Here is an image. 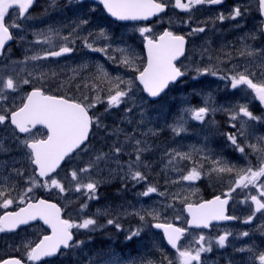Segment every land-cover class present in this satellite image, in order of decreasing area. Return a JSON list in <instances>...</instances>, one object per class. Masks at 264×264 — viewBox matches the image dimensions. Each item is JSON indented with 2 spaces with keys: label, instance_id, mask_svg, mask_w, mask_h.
<instances>
[{
  "label": "snow or ice",
  "instance_id": "obj_1",
  "mask_svg": "<svg viewBox=\"0 0 264 264\" xmlns=\"http://www.w3.org/2000/svg\"><path fill=\"white\" fill-rule=\"evenodd\" d=\"M71 2V0H70ZM83 0H76V3H82ZM99 4L103 5V8L112 17L117 20H147L149 17L156 16L158 13L164 12L168 7L165 0H98ZM223 0H174V7L190 12L197 5H217L221 4ZM36 3V0H0V55H3L5 45L7 42L14 39L12 31L10 29H21L22 25L17 23V20H28L31 18L29 10ZM12 10L16 19L11 23L6 22V17L11 19L9 13ZM258 10L260 14L264 16V0H258ZM248 9L241 10V6L234 7L229 15L226 17L221 13L217 19L224 21L225 19L236 20L238 17H243L247 14ZM87 19H81L79 25L73 29L69 36L60 37V33L57 30L49 29L52 35L45 36L42 43L48 44L50 49H46L43 55L36 54L26 59L34 61L47 59L48 57H61L65 54L72 53L75 49L70 47V44H75L76 39H80L84 47L90 49L92 52L103 53L108 56L109 60L115 61L116 58L109 54V46L94 47L95 39L105 38L107 39L106 30L101 28L98 33L89 31L88 36L81 37L78 35V29L81 25L88 24ZM205 31L204 27L193 28L188 36L202 33ZM139 32L143 35L151 32L148 27L139 29ZM261 34L264 35V28L261 29ZM54 36L60 37L63 43L60 44L58 50H51L55 47ZM88 37H94L92 42H89ZM248 39L255 40L257 37L254 33L248 34ZM23 39V37H21ZM147 41V62L141 68L136 64L134 55L127 54L126 49L118 48L116 51L122 53V58L119 63L131 71L137 73L134 78L128 80L123 79L121 76H110L107 70L102 64H96V77L97 81L106 82L109 85L108 94L106 97L107 107L105 111H109L112 108H119L121 104H127L131 102V107L126 109L127 112H131L133 107H136V101L134 100V83L136 80L143 85V91L147 92L151 97H158L161 93L168 88L170 83L176 82L179 78L183 77L186 72L181 70V67L177 66L176 61L185 55V45L187 43L185 35H177L172 31L165 30L156 39L151 36H145ZM242 40L245 38L242 37ZM41 42V41H38ZM207 52V49L203 50ZM264 51V50H262ZM240 56H247L254 58L259 55L258 50L253 49L251 46L245 44L244 48L238 53ZM231 58V53L227 54ZM211 59V56H209ZM87 64H82L78 69H72L73 76L68 80L62 81L59 85L60 88H67L71 85V81L75 79L76 75L80 71L87 69ZM236 66L233 65V72L228 76L221 77L222 79H229L231 82V88L237 89L243 86L244 89L250 90L254 94L255 98L264 104V58L259 65V77L257 73L252 71L249 67L245 66L243 71H236ZM198 74L210 73L211 75H217V71L212 68L196 69ZM31 75V73H29ZM57 73L52 71L48 73H41L39 79H53L57 77ZM23 84H29V79H23ZM123 85L124 87H121ZM4 87L13 91L17 90V83L11 77H9ZM79 89V85H76ZM85 87H88L85 84ZM92 91L96 94L94 97L89 98L86 93H82L80 98L69 97L67 95H52L48 94L43 87H35L30 93L24 97L26 102H23L18 108H4L3 114H0V125L6 122L10 125H14L15 129L19 133L31 134L32 129L37 125H44L47 129V135L44 139L35 138L34 135L31 138H25L20 143L29 149L26 153L31 163L38 167L39 176L46 177L50 173L56 172V169L60 167L61 162L69 157L75 150L80 149L82 152L87 151L89 144V135H95L92 132L93 126L96 129L106 128L99 115L93 113L90 115L91 109L95 108L97 104L105 103V100L101 97L100 92L103 91L98 84L92 85ZM132 94V95H130ZM6 95H0V101L7 100ZM223 111H231V120L236 121L240 114L246 117L247 120L241 123L240 129L236 133L227 134V139L231 142V145L241 154H245V147H249L254 151H257V146L247 144L242 146L238 143V136H245L246 125L248 120L250 121H264V117H258L253 115L248 110L247 105L237 104L234 109H220ZM189 114V118L196 121L204 122L210 112L217 111L212 107L211 97L206 101L205 106L199 108H189L185 110ZM127 118V117H126ZM186 121L181 116L177 123L172 126V131L179 135L181 132L186 131L184 124ZM232 127L235 128L236 124L233 123ZM123 132V129L116 128L112 133L108 135H116ZM149 132H152L149 129ZM155 135V132H152ZM146 135V134H145ZM16 139L19 140L17 136ZM264 142V137L259 138ZM134 143L133 152L135 154L134 160L127 162V171L123 172L124 179H130L133 182L140 183L147 181L148 177L145 172L141 171V168L147 169L150 165L142 159L145 152L149 151V147L146 141L135 139L134 136L125 133L124 143ZM83 146V147H82ZM193 151H202V149H193ZM260 164L257 168H253L251 164L247 168L237 169L235 165H229L227 162L221 159L211 160L209 156L205 155L204 160H210L213 167L212 172L216 173H235V179L233 181V187L230 188L229 193H226V197H230V193L235 191L236 188L247 189L250 186L259 188V196L251 195L247 199L251 200L254 204V213L250 215L244 222L248 223L254 218L255 212H261L264 214V148L259 150ZM124 154L123 144L117 146L113 144L109 152L99 151L93 155L86 166L79 170L73 169L70 173L72 181L75 182L74 190L80 192L81 190H87L85 195L88 200H98L97 195L99 190V182L89 180L87 183L80 181V173H91L95 170L97 173L104 171L101 168V164L107 167L109 162H114L120 171H123L124 166L120 163L119 157ZM131 156L132 153H127ZM172 157L169 160V164H172L176 157H180L181 160H191V153H180L173 151L169 153ZM113 158H115L113 160ZM193 167L186 175L180 177L183 181H195L201 177V169L204 165L202 162L197 163L193 161ZM115 169H110L112 174ZM17 175H22L20 170H16ZM34 187H51L58 189L63 193L67 191L64 185L56 178L50 177L44 184H38L35 179L32 180ZM177 183V181H172ZM33 188L29 187L23 193L24 197L28 196V193L32 192ZM158 188L154 185H148L146 190L140 195L148 196L151 193H157ZM160 195H166L165 192H159ZM0 197L3 198L0 207L7 209L14 203V198L7 192L0 191ZM179 194H174L173 199H179ZM30 199V197H29ZM186 199V198H185ZM183 202V201H181ZM21 203L24 200L21 199ZM228 204V198L221 199L220 196L214 197L212 200L204 201L199 204L188 203L186 205L187 211L191 216L189 224L195 227L208 228L212 221L232 220L236 219L233 216L226 215V205ZM171 206V205H169ZM88 205L85 203L81 205V210L86 209ZM141 212H135L134 214L139 216L140 220H145V215L151 216L154 220L159 219V212L155 209L148 211L142 210ZM98 215H109L107 209H97ZM43 220L44 224L48 225L51 229V235H45L34 246L31 243L25 244L26 256L29 261L39 262L45 257H53L58 253H62V249L76 248L85 244L83 240H76L74 238L73 229H85L89 232H94L102 225L98 224V216H86L79 222H74L71 219H65L62 217V209L56 204L51 203L44 199H39L35 203H27L26 207H21L19 211L6 212L3 216H0V232L13 231L20 225H26L30 221ZM179 219V217H177ZM108 225H113L117 230L121 229L119 223V217H113L107 219ZM154 227L157 229H163L164 236L169 245L176 250L178 264H202L201 254L210 252L211 241H206L203 235L198 237L197 243L201 244L200 247L193 249L191 245L181 246L180 240L185 236L187 229L176 227L171 223H156ZM141 229L137 228L135 231H131L127 236V240H131L135 236H139ZM229 232H225L224 235L219 236L216 243L220 247H224ZM243 236H248V232L242 233ZM207 244V246H204ZM245 251V249H240ZM252 251V249H248ZM257 259L260 264H264V252L259 253ZM167 264H172V261L165 255L163 257ZM0 264H25L22 258L12 257L5 260H0ZM89 264H124L120 259L110 256L108 259H103V254H100V259H90ZM131 264V262H130ZM147 264H153L152 261H148ZM163 264V261L161 262Z\"/></svg>",
  "mask_w": 264,
  "mask_h": 264
},
{
  "label": "rangeland",
  "instance_id": "obj_2",
  "mask_svg": "<svg viewBox=\"0 0 264 264\" xmlns=\"http://www.w3.org/2000/svg\"><path fill=\"white\" fill-rule=\"evenodd\" d=\"M56 1L63 2L67 0ZM251 5L248 8H250ZM70 9L71 11L69 12L77 11L74 7H71ZM59 14L64 17L66 11L60 10ZM75 15L76 16L74 17V19L61 18L58 21L53 20L51 24L54 26H51L49 21L46 20H34V22H29L28 26L30 28L33 27L32 32L35 34V39H37V41L44 40L45 36L52 35V33L49 32V29L59 31L60 37L69 36V34L72 33L73 29L76 28L77 25H79L80 20L85 19L83 14L78 16V14L76 13ZM214 27L216 26L214 25ZM101 28L106 30L107 39L109 40L110 35L114 31V29L110 24H105L102 22L89 21L87 25H81L78 29V35L81 37L88 36L89 31L95 34L98 33L99 29ZM118 32H122V30L119 29ZM216 35L217 33L214 28H208V33L204 35V37L207 43H211L210 40H212ZM60 37L54 36V38L59 39ZM243 37L245 38L244 40L241 39L242 37H239L238 40L234 42V44L231 43L228 39L225 42L224 40H221V38L214 40L211 45L212 47L215 46V49H218L215 53L211 54V61H209L207 58V56L209 55L207 54L208 49L207 52L203 51L204 48L207 47L205 46L199 52L203 56L199 57L201 61L196 64L197 68L205 69L210 66L213 67V64L216 60H219L220 58H229V56L227 55L228 53H231V55L235 54L236 58H238V60L235 59V61L245 59L247 58V56H240L238 54L239 51L244 48L245 44L251 46L253 49L258 50L259 54L264 53V51H262L264 50V43L258 41L259 39H261L260 37H258V35H256L257 38L255 40H249L247 38L248 34L246 37ZM88 39L89 42H92L94 37H88ZM107 39L103 37L95 39L94 47L109 46V48H112L111 43L109 45H105L106 43H104V41ZM60 41L62 40L60 39ZM28 44L30 46L29 48H27L28 54H30L31 52L35 55L44 54L45 50L43 49V46L32 44L31 42H29ZM207 45L209 46V44ZM59 46L60 45L55 46L54 50H58ZM69 46L73 48L76 47L77 49L79 48V54H75L73 53V51L72 53L65 54L61 57H48L47 59L40 60L38 63H36L37 61H35L32 65H30V67H14L15 69L11 70V72H13L11 78H20L26 76L27 78H31L32 84L34 83L35 85L42 86L48 85L47 87H43L47 90H52L49 88H57L58 90H60L62 89L59 87L60 83L62 81L68 80L69 77L73 76L72 69H78L80 65L87 64V69L80 71L79 74L76 75L75 79L71 81V85L63 89L71 88L72 91H74L73 89L75 88L76 98H80L82 93H86L89 98H92L96 94L94 91H92L93 84H98L99 87L103 89V91L100 92L101 96H104L105 92L108 93L109 88V85L106 82L95 80L94 75L97 74L95 68L96 64H102L110 74V76L113 77L119 75L123 79L128 80L130 78H134L137 75V73L131 71L130 69L124 67L119 63L123 54L116 51V49L122 48L127 50V48L121 44H116L115 47H113V49L115 50L114 54L111 52L110 48L109 54L116 58L115 61L109 60L108 56L103 53L92 52L90 49L84 47L80 39H76L75 44H70ZM127 54L130 56L134 55L129 53L128 50ZM257 56L253 58V62L251 64L249 62H246L245 64H235V70L243 71L244 67L248 64L247 67L251 65L249 68L252 71H255L256 73L259 72V65L262 62V58L264 57H260V55L259 57ZM134 57L136 59L137 66L142 68L143 62L141 61L140 56L134 55ZM114 65H116V67ZM52 71H55L58 74L57 77L45 80L39 79L41 73H48L50 75ZM29 73H31V75H29ZM228 75L230 74L226 71L220 72L218 73V77L215 76L214 79L209 80L205 78V74L203 73L199 75L200 81H197L189 86L187 93L181 91L180 96L174 94L170 99L164 100L161 103H151L149 99H147L143 95L142 90L135 81L133 88V98L136 101V107H133L131 112H127L126 108L125 110H120L121 116L115 117L114 119L120 124V127H124L120 128L123 129V132L120 133L124 136L121 138L125 139V133H127L134 136L135 139L146 141L147 145L150 146L149 151L145 152L142 156V159L146 161L150 165V167L147 169L141 168L140 170L146 173L148 177L147 181H150L152 185L156 186L158 188V192L156 194L151 193L148 196L141 195L139 197H137L138 195H136L134 190L131 191L132 195L114 194L115 200L110 204L109 215H98L97 211H93L92 214L89 215L94 214L102 217V222H104V224H107V219L109 218L119 217V223L121 224L122 230H127L129 227H134V223H137L139 221L140 223L145 225L144 228L147 230L148 235L151 236L150 240L154 242L153 244L157 248H159L168 257V259L169 257L173 258L172 254L168 253L164 243L156 237V233H154V231L152 230V226H150V223L156 220H154L151 216L145 215V220L142 221L140 220L139 216L135 215L134 213L139 211L143 215L144 212L142 210L151 211L155 209L159 212V219L157 221L169 222V218L166 217V209L173 208L174 212H180L181 217L184 218V205L188 202L195 203V201L198 200L199 196L201 194H204L202 188L199 189L200 179L195 181H183L180 179V177L182 175H186L194 165H192L190 169H188L186 165V168L184 169L183 167L180 168L182 164L178 163V165L180 166L178 167L177 162L182 161L184 162L183 164H185L186 161L181 160L180 157H176L173 163L169 164V160L172 159L169 153H172L173 151L180 153H191L192 159L188 160L191 164H193V161H195L197 163L202 162L204 165L203 169H201V175L205 171H208V173L212 172L211 168L213 167V165L211 164L210 160L203 159L205 155L209 156L211 160L221 159L228 164L229 162L225 159V156L229 159H233L235 157V149L230 143L224 140V134H219L215 122L210 123L209 125L208 120L206 119L204 122L196 121L189 118V114L185 111L189 108H199L205 106L206 101H208L209 97H211L212 107L214 108H217L216 106L219 102H223L222 107L224 109L230 110L234 109L237 104H244L249 107V104L251 103H257L259 105V108H264V104L256 99L254 94L251 93L250 90L244 89L243 86L241 88L232 89L231 84L229 85L226 79L221 78ZM258 76L259 73H257V77ZM85 84H87L88 87H85ZM76 85H79L78 90L76 89ZM121 87L124 86L121 85ZM225 90L227 94L224 96ZM230 90H236V92L232 93L230 92ZM24 96L25 94L19 92L14 101L1 103L0 110L3 111L4 108H18L22 104ZM218 98H220L219 102ZM131 106V102H129L127 108ZM215 112H218V108ZM228 112L231 113V111ZM262 114L263 115L259 117H264V113ZM181 116H183L184 120L186 121L184 127L187 131L181 132L180 135H178L179 139H175V133L172 131V126L177 123L178 119ZM237 119L240 122V126L242 122L247 120V118L243 117L242 114H240ZM189 121H192L196 124H192L193 130L187 128ZM248 122L246 125V137L239 138L237 140L241 145H243L246 140L247 144L256 145L257 151H254L253 149L252 150L255 152L256 158L259 160L258 150L260 148H264V142L259 140V138L264 137V121H250L249 124ZM5 124H3L2 126H6ZM251 125H254V127L249 128L248 126L251 127ZM237 128L238 127L236 126L234 129ZM149 129H151L152 132H155V135H153L152 132H149ZM8 132L12 131L8 129ZM32 135H34L35 138L38 139H44L46 137L45 131L37 130L34 133L28 135L26 138H31ZM116 138L119 140L120 136L117 135ZM124 139V154L127 155V153H132L133 155L134 143H124ZM216 139H221L219 140V145H216ZM3 141L5 142V138L3 139ZM17 148L18 151H16L15 155L9 156V158H0V191L7 192L11 195L12 198H14V203L7 209H10L16 204L21 203V198L23 196V193L25 192L26 187H34L32 180L30 184H28L25 182V177H22V175H17L16 172L17 169L20 170V172L24 170L26 171L27 163L30 162L31 164L30 159L26 155V153H28L30 150L24 147L21 143L17 144ZM194 148L202 149V151H193ZM14 151L15 149L13 148L11 152ZM0 155L5 156L7 154L5 151L1 150ZM132 155L130 157H132ZM114 159L115 158H113V160ZM119 159L120 163L124 166L123 171H120V169L117 168V165L114 162H109L107 164V167H105L104 164L101 165V168L104 169V171L102 172H96L93 174L91 172L85 175H82V173H80V181L82 183H87L89 180L98 178L99 182L106 186L109 183L114 184L111 182H115V184L127 182L130 179L123 178V172L127 171V164L123 163L121 157H119ZM231 165H235L237 169H240L247 168L249 166V163L244 157L238 156L231 162ZM9 167L11 169L8 172H4L8 170ZM80 168L82 167H79L78 170ZM110 169H115L116 171L110 174ZM218 174L222 175L224 173ZM57 179H60L62 181L63 175H60ZM172 181H177V183H172ZM67 183L70 188L74 190L75 182L72 181L71 176L68 178ZM225 185L232 186L233 181L228 182ZM147 187L148 184H144L143 191H141V193L144 192ZM159 192H165L166 195L162 196L159 194ZM177 193L179 194L180 198L174 200L173 196ZM111 194L112 190H109L105 199L96 201L95 204L97 205V207H101L104 201L109 202L111 200ZM156 195L158 197H155ZM2 200L3 198L0 197V203H2ZM101 209L103 210L104 208ZM240 213L243 221H245L250 214L249 211L243 212L242 210L240 211ZM176 217H178V215L175 214V218ZM129 219L133 223L130 222ZM262 219V223H264V215L262 216ZM110 226L114 227L113 225ZM41 232L42 228L33 227L28 229L24 240L21 241L23 247H25V244H32L36 240L38 234ZM195 241L196 238H190L187 245H191ZM163 253H161L160 251L155 252L154 259L149 258L148 261H152L153 264H161V262L163 261V264H167V261L163 260ZM117 259L119 258L117 257Z\"/></svg>",
  "mask_w": 264,
  "mask_h": 264
},
{
  "label": "flooded vegetation",
  "instance_id": "obj_3",
  "mask_svg": "<svg viewBox=\"0 0 264 264\" xmlns=\"http://www.w3.org/2000/svg\"><path fill=\"white\" fill-rule=\"evenodd\" d=\"M43 4L40 5H46L49 3L48 0H39ZM165 2H169L168 0H165ZM255 3L256 0H253ZM68 3V2H67ZM71 7H74L77 11L76 13L78 16L84 15L85 19L91 22H102V23H108L109 22V15L105 11L102 5H100L97 2H90V1H83L82 3H76V1L70 2ZM222 4H226L231 8L232 6L236 5L235 0H223ZM198 6V5H197ZM206 6H214V5H208ZM70 7V8H71ZM196 7V6H195ZM67 8V7H65ZM63 8V10L65 9ZM217 8V9H216ZM213 7L212 10H210V14L208 15V19H203L205 23H207V28H214L216 31L220 33H235L239 30H243L244 25L247 26L248 32H251L253 29V21H249L247 18H241L232 20L230 23H225V21H220L217 19L219 16V13L221 12V9L218 7ZM250 8H253L256 10L255 5L253 4ZM257 11V10H256ZM35 6L31 9L30 15L31 21H34L36 18L35 15ZM76 16V15H75ZM259 16H257L258 18ZM179 16L175 18L178 19ZM196 20H193L195 23L198 21L200 23L201 18L198 16H195ZM16 17L12 13L11 19H9L10 22L12 20H15ZM25 20H17V23L24 22ZM214 25L216 27H214ZM180 31V28L185 29L187 28V25L185 23L182 25V27L175 24L174 20L172 21V24L170 25ZM239 26V27H238ZM162 28L167 29L169 26L162 25ZM241 28V29H240ZM15 29V28H14ZM17 34L22 33L20 29H15ZM34 36V35H33ZM115 43H124V38L122 36H116L114 39ZM137 40H133L130 37V41L126 42V44L130 46H134ZM141 47V43H140ZM252 195V194H251ZM259 196V192L258 195ZM250 201V200H249ZM251 202V201H250ZM252 206L249 203L248 210L251 209ZM243 211V202L237 201L232 197V205L230 207L231 214L235 215L237 217V222L233 224H215L211 225L208 230L204 231H197V230H189L187 223H180V227L188 229V235L189 238H191L192 234H194L197 238L200 235H203L206 239V241H211V248L212 250L210 252H205L201 254V261L202 264H229L231 263H237V264H260L259 260L257 259L259 253L264 252V223H262L263 219L260 215L261 212H255L254 218L252 219V222H241V213L240 211ZM9 209H5L0 207V213H6ZM254 211L251 215H253ZM264 215V214H263ZM250 216V215H249ZM248 216V217H249ZM262 220V221H261ZM225 232L231 233V235L228 236V239L226 241V244L224 247H220L216 241L218 240L219 236L224 235ZM248 232V236H243L242 233ZM187 241V240H186ZM184 242L183 246H187V242ZM106 239H96L94 241V251L99 254L102 252H107L109 250L108 245L106 244ZM201 244L199 243H193L191 246L193 249L200 247ZM204 246H207L205 244ZM20 248L21 245L19 244V241H17V234H11V233H2L0 235V260L9 259L12 257L16 258H22L25 262V264H36L27 259L26 252H23V254H20ZM240 249H245V251H240ZM248 249H252V251H248ZM229 250H236L238 252V260L235 262V259L229 260L227 255ZM177 254V253H175ZM203 255H206L205 259L202 258ZM177 257V255H176ZM193 264H196V262H193Z\"/></svg>",
  "mask_w": 264,
  "mask_h": 264
},
{
  "label": "trees",
  "instance_id": "obj_4",
  "mask_svg": "<svg viewBox=\"0 0 264 264\" xmlns=\"http://www.w3.org/2000/svg\"><path fill=\"white\" fill-rule=\"evenodd\" d=\"M106 106H107V103L106 102L105 103H102V104H100V106H99L98 109L100 111H104ZM99 146L102 147L101 150H104V147L105 146L103 147L102 144H99ZM201 188H202V190L204 192V195H206L205 197L209 196L208 194L211 193V192H213L214 189H218L217 186H215L214 189H213L212 186L209 183H207V181L205 183H202V187ZM166 211H168V213H169V212H172V209H167Z\"/></svg>",
  "mask_w": 264,
  "mask_h": 264
},
{
  "label": "water",
  "instance_id": "obj_5",
  "mask_svg": "<svg viewBox=\"0 0 264 264\" xmlns=\"http://www.w3.org/2000/svg\"><path fill=\"white\" fill-rule=\"evenodd\" d=\"M264 17V16H263ZM14 126V125H13ZM38 127H45L44 125H37L36 126V128H38ZM36 128H34V129H36ZM46 128V127H45ZM34 129H32V130H34ZM23 134H25V133H23ZM76 151V150H75ZM74 153V152H73ZM73 153H71L70 155H72ZM66 159V158H65ZM64 161H62L61 162V165H62V163H63ZM60 165V166H61ZM37 167V166H36ZM37 169H38V167H37ZM58 169V168H57ZM57 169H56V171H57ZM53 173H50L49 174V176L50 175H52ZM37 175H39V169L37 170ZM41 177V176H40ZM47 177V176H46ZM46 177H41V178H43V179H45ZM186 211H187V208H186ZM187 214L190 216V214L188 213V211H187ZM191 217V216H190ZM224 220H222V221H212L211 223H221V222H223ZM35 222H42L43 224H44V222H43V220H40V219H37V220H34V221H30L28 224H26V225H29V224H32V223H35ZM46 225V224H45ZM20 226H25V225H20ZM48 228H50L48 225H46ZM193 227H195V226H193ZM195 228H203V227H195ZM157 230H162L163 231V229H157ZM171 246V245H170ZM46 258V257H45ZM44 259V258H43Z\"/></svg>",
  "mask_w": 264,
  "mask_h": 264
},
{
  "label": "bare ground",
  "instance_id": "obj_6",
  "mask_svg": "<svg viewBox=\"0 0 264 264\" xmlns=\"http://www.w3.org/2000/svg\"><path fill=\"white\" fill-rule=\"evenodd\" d=\"M261 53H262V52H261ZM201 56H203V55H201ZM238 57H239V56H238ZM260 57H264V54H261ZM239 59H240V58H239ZM248 59H249V58H248ZM236 60H238V58H236ZM241 64H242V63H241ZM236 65H237V64H236ZM247 66H248V64H247ZM250 66H251V65H250ZM250 66H249V67H250ZM237 67H239V66H237ZM253 69H254V68H253ZM257 73H259V72H257ZM258 77H259V76H258ZM101 218H102V217H101ZM103 223H104V222H103ZM107 248H108V247H107Z\"/></svg>",
  "mask_w": 264,
  "mask_h": 264
}]
</instances>
